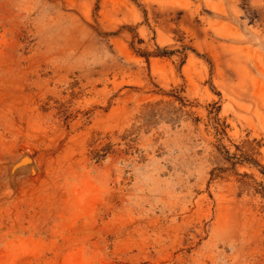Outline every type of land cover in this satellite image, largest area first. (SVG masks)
<instances>
[{
	"label": "rangeland",
	"instance_id": "obj_1",
	"mask_svg": "<svg viewBox=\"0 0 264 264\" xmlns=\"http://www.w3.org/2000/svg\"><path fill=\"white\" fill-rule=\"evenodd\" d=\"M0 264H264V0H0Z\"/></svg>",
	"mask_w": 264,
	"mask_h": 264
},
{
	"label": "water",
	"instance_id": "obj_2",
	"mask_svg": "<svg viewBox=\"0 0 264 264\" xmlns=\"http://www.w3.org/2000/svg\"><path fill=\"white\" fill-rule=\"evenodd\" d=\"M27 161V159L26 158H24V162H26Z\"/></svg>",
	"mask_w": 264,
	"mask_h": 264
}]
</instances>
